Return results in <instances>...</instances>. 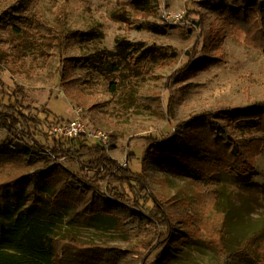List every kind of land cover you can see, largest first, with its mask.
Wrapping results in <instances>:
<instances>
[{
    "label": "rangeland",
    "instance_id": "obj_1",
    "mask_svg": "<svg viewBox=\"0 0 264 264\" xmlns=\"http://www.w3.org/2000/svg\"><path fill=\"white\" fill-rule=\"evenodd\" d=\"M17 4L27 20L13 13ZM255 5L264 12V0H144L136 11L121 8L117 0H0V80L14 95L4 103L17 99L41 123L31 122L30 133L47 146L59 136L57 123L80 117L88 131L106 136L91 138L90 144H103L121 168L143 176L172 220L169 249L160 245L167 236L161 222L147 215H127L131 225L116 229L64 215L55 237L72 234L80 244L134 251L146 264H220V251H236L251 235L264 233V145L248 179L222 173L208 186L153 154L154 144L180 138L205 120L228 131L237 145L263 139L227 116L264 105V50L224 28L221 17L225 7ZM37 13L53 39L33 26ZM122 41L132 43L130 55L117 56ZM210 58L221 62L200 67ZM113 63L117 76L108 69ZM75 78L78 83L70 82ZM11 142L0 130V147ZM90 162L87 156L81 163L58 160L90 192L137 209L134 197L121 200L126 197L121 183L104 180ZM203 215H209L210 228L218 225L216 231L199 228ZM260 260L237 264H264Z\"/></svg>",
    "mask_w": 264,
    "mask_h": 264
},
{
    "label": "trees",
    "instance_id": "obj_2",
    "mask_svg": "<svg viewBox=\"0 0 264 264\" xmlns=\"http://www.w3.org/2000/svg\"><path fill=\"white\" fill-rule=\"evenodd\" d=\"M141 1L144 0H117L121 8L133 11L138 10ZM14 8L13 13L20 19L26 17L22 6L17 4ZM34 17L37 32L53 39V33L41 16L37 13ZM221 17L224 28L230 27L235 36L243 35L247 45L264 50V12L260 7L255 5L236 11L225 7ZM131 45L126 41L118 42L117 56L130 55ZM135 61L132 57L131 64ZM219 62L216 58L206 59L200 67L209 69ZM108 69L114 76L120 73L114 63L108 64ZM75 81L76 78L70 82ZM73 88L75 86L70 89ZM5 97L12 99L14 95L4 90L0 80V130L12 136L8 147H0V264H146L147 260L140 261L134 251L80 244L72 234L55 237L57 221L64 215L90 227L113 226L115 229L131 225L127 223V215L130 219L136 215L158 218L164 236L167 235L160 245L164 249L171 247L169 210L153 196L143 176L121 168L107 155L103 144H90L91 138L85 134L76 138L59 135L51 138L52 146L41 144L30 133L31 122L41 123L26 113L27 109L17 99L13 105H6ZM227 117L237 126L256 130L263 139L237 145L228 131L216 129L205 120L180 138L154 144V159L177 166L184 174L199 177L206 182L205 186L209 179L222 173L248 179L255 172L256 158L264 145V105L232 111ZM24 138L33 143H27ZM86 156L91 159V170L104 180L121 183L126 195L121 200L129 201L128 197H134L135 210L139 213L90 192L79 178L58 164L62 157L81 163V158ZM209 215L201 216L199 225L208 233L216 231L218 226L210 228ZM263 236V231L257 232L246 239L240 249L220 251V264H237L257 257L264 262ZM252 252L257 254L252 255Z\"/></svg>",
    "mask_w": 264,
    "mask_h": 264
},
{
    "label": "built area",
    "instance_id": "obj_3",
    "mask_svg": "<svg viewBox=\"0 0 264 264\" xmlns=\"http://www.w3.org/2000/svg\"><path fill=\"white\" fill-rule=\"evenodd\" d=\"M55 132L58 135L66 138H76L82 134L87 135L89 138H99L101 140L106 139L103 134H96L87 130L86 125L80 117H76L69 122L59 124L55 128Z\"/></svg>",
    "mask_w": 264,
    "mask_h": 264
}]
</instances>
